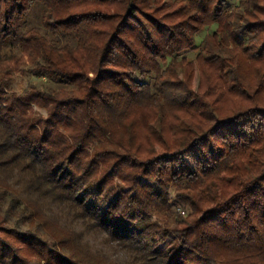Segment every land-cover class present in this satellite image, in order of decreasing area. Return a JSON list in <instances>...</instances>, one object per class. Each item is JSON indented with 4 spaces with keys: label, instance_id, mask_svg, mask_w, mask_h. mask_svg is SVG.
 <instances>
[{
    "label": "trees",
    "instance_id": "16d2710c",
    "mask_svg": "<svg viewBox=\"0 0 264 264\" xmlns=\"http://www.w3.org/2000/svg\"><path fill=\"white\" fill-rule=\"evenodd\" d=\"M62 212L122 264H264V0H0V264H118Z\"/></svg>",
    "mask_w": 264,
    "mask_h": 264
},
{
    "label": "rangeland",
    "instance_id": "374dc122",
    "mask_svg": "<svg viewBox=\"0 0 264 264\" xmlns=\"http://www.w3.org/2000/svg\"><path fill=\"white\" fill-rule=\"evenodd\" d=\"M229 1L231 4L236 5L239 0H229ZM171 9H174V8H171ZM43 10H44V8L42 5H39L32 10V13H31V15L28 19V23H27L28 28L33 27V26H40ZM210 32L211 31H207L205 34H208ZM202 38H201V36H199L197 41L200 42V40ZM30 82H31V78L26 72V67L23 65L22 70H20L14 74L13 89L16 92L21 93L23 91V89L26 88ZM215 117H216L215 115H212L211 119L214 121ZM49 205H50V208H52V206H54V207L56 206L54 203L53 204L48 203L47 207ZM177 211L179 212L181 210L177 209ZM65 213L64 212H62V214L60 213L61 218H62V223H61L62 225H60L61 227L62 226L64 228L73 227L74 231L78 234L79 237H82V234L85 233L87 235V239H85V241L89 242L91 249L94 253H95V250L104 249L106 251V253H104V255L109 257L113 261H116V263L122 264L125 261V255H124V253H121V249H117V248L111 246L110 244H108V242H105L106 240H103L102 236H100V235L90 234V232L86 229V227L83 228L81 226L82 222L80 219L79 220L75 219V220L71 221L68 218L67 214H65ZM53 222H54V220H53ZM108 241L111 244L113 243L110 240H108ZM32 260H33L32 264H45V262L40 260L38 257H32Z\"/></svg>",
    "mask_w": 264,
    "mask_h": 264
}]
</instances>
